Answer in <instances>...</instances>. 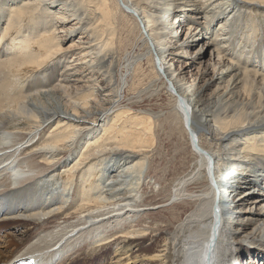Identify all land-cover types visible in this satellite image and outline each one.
<instances>
[{"label": "bare ground", "instance_id": "bare-ground-1", "mask_svg": "<svg viewBox=\"0 0 264 264\" xmlns=\"http://www.w3.org/2000/svg\"><path fill=\"white\" fill-rule=\"evenodd\" d=\"M259 13L264 0H0V230L25 228L0 264H75L85 250L103 264H240L243 253L264 264ZM121 17L137 22L148 47L137 62L151 59L191 138L193 174L167 200L176 222L137 221L167 201L148 193L160 183L152 120L117 76Z\"/></svg>", "mask_w": 264, "mask_h": 264}, {"label": "rangeland", "instance_id": "rangeland-1", "mask_svg": "<svg viewBox=\"0 0 264 264\" xmlns=\"http://www.w3.org/2000/svg\"><path fill=\"white\" fill-rule=\"evenodd\" d=\"M149 5L152 4L149 3ZM150 9L153 8L150 7ZM227 15L228 14H222V19L215 22L214 29H217L219 23L223 21ZM258 17L259 23L262 22L264 24V14L259 13ZM171 18L173 19V17ZM120 23L122 25L118 24L120 30L117 32L116 36L117 38H121L123 43L118 48L119 53L116 55L118 64L117 76L118 78L120 76V79H122L121 88L122 92H124L123 94L126 95L125 103H129L132 109L139 112L141 115L150 116L152 120L155 144L152 151L149 152V157L153 161V175L155 174L156 177L160 178V183L152 187L149 186L148 193L152 194L153 188L155 192H158L159 189H161L163 190L161 195H159L153 202L161 200L167 201L171 196V193L174 191L178 181L193 174L192 172L194 165L196 164V160L190 153L193 148L191 145V138L190 136H187L185 131L187 126L176 109V98L168 92L165 82L161 81L156 76L151 59L144 57V59L138 60L139 63L137 62V59L141 56L143 57L148 50L147 44L142 43L143 38L141 37L137 22L133 19L129 20L128 18L121 17ZM198 28H201L200 24L194 25V32L198 31ZM177 34H179V32ZM237 37H240V34H238ZM203 56V60L207 62V59L209 60L210 58V50H208ZM199 61V59H196V63H194L192 71L185 75L187 79H191L201 73L202 70L197 68L200 65ZM127 64H132V66H128L129 70H127ZM242 65L240 64L241 67H244L243 63ZM248 68L255 70L253 67ZM127 78L129 79L128 83L126 82ZM54 126L55 123H51L45 130L44 136H48ZM71 160L72 159H69L68 163L65 165H69ZM60 169L62 168H59V170ZM82 190V184H80L78 186L79 192L77 193L79 196L77 197V200L73 201L74 204L79 202ZM241 190H246V188H241ZM233 195L234 194L231 193L229 197L232 198ZM171 202L172 200L170 199L164 204L166 206L159 208H152L154 205L142 208L143 213L140 218L138 217L137 221L149 222V218L156 217L160 221L176 222L174 217L179 214L181 210L180 208L176 210L177 208L173 209V207L169 206ZM247 203L248 202H245V204ZM166 208L170 209L168 210ZM255 209L256 208H253L254 211ZM182 214L181 218H186L188 215H185V213ZM161 224L162 223H160V225ZM164 225L165 224L162 226ZM24 229L25 228L23 226H18L17 228L5 227L0 230V250L3 251L5 249L4 247L11 242V239H13L12 237H15L14 239L17 240V234L19 231H23ZM34 231L36 232V230ZM5 233H10V235L7 236ZM108 252L111 256L113 250ZM86 253L91 254L92 256L88 260L84 258ZM99 253L100 252L98 250L91 252L85 250L84 252H80L75 256H72V258L76 259L72 260L75 264H103V262H101V258L94 257ZM258 257L259 256L256 254L250 255L243 253L240 257V264H262L263 262ZM37 258H40V256ZM202 258H204V256ZM91 259H93V261ZM22 260L19 261L21 262ZM57 261L58 259L55 260L54 264H57ZM58 262H60V260ZM69 263L70 261L68 263L64 262V264Z\"/></svg>", "mask_w": 264, "mask_h": 264}]
</instances>
